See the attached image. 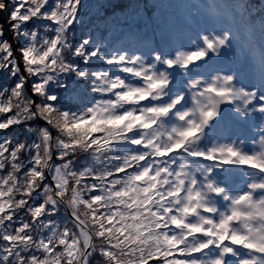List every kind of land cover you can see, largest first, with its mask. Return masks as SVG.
I'll list each match as a JSON object with an SVG mask.
<instances>
[{
	"label": "snow or ice",
	"instance_id": "1",
	"mask_svg": "<svg viewBox=\"0 0 264 264\" xmlns=\"http://www.w3.org/2000/svg\"><path fill=\"white\" fill-rule=\"evenodd\" d=\"M117 13L135 17L140 9L135 0H127V3L104 0L95 4L86 3V0H0V264H7L8 261L14 264H94L99 259L107 264H122V255L139 257L129 261V264H202L199 257L213 250L215 258L210 264H252L250 253L264 252V248L246 242L248 229L254 227L251 223L253 215L264 213V184L246 187L233 198L225 197V189L209 182L210 189L233 205L231 211L212 219L210 216L214 209L206 208L209 218H205L201 224L192 225L188 220L177 217L176 210L169 207L172 224L187 232L176 238L167 237V244L161 246L158 243L159 234L154 236L152 232L154 227H159L162 232L165 227L163 219L168 217H160L159 213L156 215L161 223L151 229L147 225L143 228L131 225L135 229V236L123 224L115 230L111 227L121 216L115 209L123 206L113 205V211L108 210V201L116 198L110 190L127 175V169L102 177L94 175L93 169L84 171L73 163L72 157L76 153L71 150H87L89 145L92 148H107L112 142L96 139L95 133L102 129L99 126L90 128L91 120L75 125L69 122L70 117L58 107L62 101L53 86L54 81L59 75H76L82 80L93 75L110 78L115 75L107 70L89 73L78 63L84 59L89 63L99 59V52L93 44L102 46V39L76 44L71 38L80 31L89 32L93 25L97 31L101 26L105 32L114 31L121 22ZM91 14L103 18L91 24ZM41 33L53 37L49 40L46 36L43 52L37 51L35 45ZM181 40L182 37L176 33L167 37V42L175 44L177 49ZM132 44L142 50L153 49V42L143 37H134ZM213 47L212 43L207 44L208 49ZM66 49L69 50L67 55ZM186 55L179 52L181 59ZM207 55L203 51L190 55L188 62L202 60ZM154 59L160 67L166 66L169 70L175 67L166 55L158 54ZM105 62L123 73L113 80V93L141 92L151 104L148 98L160 87L164 78L162 73L155 74L156 65L152 68L142 65L141 69L130 67L141 64L139 56L132 61L127 57H109ZM224 80L226 83L234 82V77L225 75ZM211 91L222 99L214 102L212 111L203 113V124L215 119L223 127L232 120L233 112L245 117L251 115L257 120L264 115V91L253 92L247 88H213ZM128 98L127 95L121 96V99ZM183 103V98L177 97L168 106L167 112L178 110ZM202 131V125L192 124L188 135L195 138ZM62 133L69 137L78 134L81 138L68 144L57 140ZM260 143L264 147V139ZM196 155L224 166H233L238 160L239 165L250 166L264 174V151L253 154L243 147L225 144L213 149L210 155ZM10 182L21 185L14 202L11 197L15 190L9 186ZM177 183H182V180L178 178ZM195 185L193 179L192 189L185 185L171 195L173 198L187 196L191 191L190 199L201 200L203 193L195 192ZM66 198L68 205L64 203ZM69 205L72 211L62 215V210ZM145 206L150 207L151 201L146 202ZM80 208L87 209L89 219L100 228L95 237L79 215ZM184 211L188 216L196 209L189 206ZM65 216L70 221L66 227ZM105 219L108 221L107 228L102 223ZM123 219L139 220L141 216L125 215ZM241 220L243 227L237 223ZM96 221L101 223L96 224ZM35 225H39V228H35ZM40 229H43V233ZM115 232L124 239L114 243ZM195 234L204 237L203 242L199 247L189 249L185 241ZM106 238L108 242L98 248L96 241Z\"/></svg>",
	"mask_w": 264,
	"mask_h": 264
},
{
	"label": "clouds",
	"instance_id": "2",
	"mask_svg": "<svg viewBox=\"0 0 264 264\" xmlns=\"http://www.w3.org/2000/svg\"><path fill=\"white\" fill-rule=\"evenodd\" d=\"M135 3L140 9L139 15L132 17L127 13H117L121 22L114 31L105 32L102 26L97 31L93 25L89 29L91 35L89 32L82 35L77 33L71 38L76 44L102 39V46L93 44L99 52V59H93L91 63L84 59L78 63L89 73L107 70L115 75L111 78L93 75L87 80L76 75H59L53 86L62 101L58 107L70 117L69 122L72 125L91 120L93 123L89 125L90 128L99 126L102 129L95 133L96 139L112 142L107 148H92L89 145L87 150H71L76 153L72 160L77 168L84 171L93 169L94 175L102 177L118 174L122 169L128 170L127 175L110 190L116 198L108 201V210L112 212L113 205L123 206L115 209L121 216L111 227L115 230L123 224L135 236V229L131 225L142 228L147 225L151 229L161 223L156 215L159 213L160 217L168 219H163L165 227L162 232L159 227H154L152 234H159L158 243L164 246L167 244V237L176 238L187 232L186 229L172 224L169 207L176 210L177 217L188 220L192 225L201 224L205 218H209L206 208L214 209L210 216L212 219L231 211L233 205L227 198H222L210 189L209 182L225 189V197L233 198L246 187L264 184V174L250 166L239 165L238 160L233 166H224L196 155H210L213 149L225 144L243 147L253 154L264 151L260 143L264 139V115L257 120L251 115L245 117L233 112L232 120L223 127L215 119L203 124V113L212 111L214 102L222 99L211 89L247 88L253 92L264 91V0H135ZM172 33L182 37L179 49L175 44L167 42V37ZM46 36V33L38 36L35 41L37 51L45 50ZM134 37L152 41L153 49L142 50L133 46ZM47 39L53 37L47 36ZM208 43H212L214 47L208 49ZM65 51L67 55L69 50ZM202 51L208 53L205 58L188 62V56ZM179 52L188 55L181 59ZM158 54L166 55L175 67L171 70L166 66L160 67L154 59ZM137 56L141 57V64L129 65L130 67L141 69L142 65L149 68L156 65L155 74L162 73L164 77L160 87L148 98L151 104L144 99L141 92L113 93L112 90L113 80L123 73L108 65L106 58L127 57L132 61ZM225 75L234 77V82L226 83ZM122 95L129 98L121 99ZM177 97L183 98V105L168 113V106ZM112 121L122 123H110ZM192 124L203 127V131L195 138L188 135ZM80 138L78 134L69 137L62 133L57 140L72 144ZM178 178L182 183H177ZM193 179L196 181L194 191L203 193L201 200L190 199L191 191L187 196L172 197L174 191L183 189L185 185L192 189ZM9 186L15 190L11 197L14 202L21 185L10 182ZM148 201H151L150 207L145 206ZM64 203L68 205L67 198ZM189 206L196 211L185 216L184 210ZM71 211L69 205L62 210V215ZM79 215L86 222L88 231L95 237L100 228L94 226V222L89 219L90 213L87 209L80 208ZM104 215L107 216V213ZM125 215H140L141 219L124 220ZM65 221L66 227L70 223L67 216ZM95 223L100 224L101 221ZM102 223L104 227H108L106 219ZM237 223L243 227L242 220ZM251 223L254 227L248 229L246 242L264 248V213L253 215ZM34 227L39 228V225ZM40 232L43 233V229ZM123 239L124 237L115 232L114 243ZM203 239L200 234L191 235L185 245L189 249L199 247ZM107 242L106 238L97 240L96 244L100 248ZM250 255L252 264H264V252ZM214 258L215 250L199 257L202 264H210ZM137 259L139 257L135 255L121 256L122 264H129V261ZM7 264L14 262L8 261ZM94 264L107 262L99 259Z\"/></svg>",
	"mask_w": 264,
	"mask_h": 264
},
{
	"label": "trees",
	"instance_id": "3",
	"mask_svg": "<svg viewBox=\"0 0 264 264\" xmlns=\"http://www.w3.org/2000/svg\"><path fill=\"white\" fill-rule=\"evenodd\" d=\"M97 2H104V0H86V3H90V4H95ZM113 3H127V0H112ZM150 15V13H149ZM103 17L102 16H97L95 14H91L90 15V20H91V24H95L99 19H102ZM91 26V25H89ZM84 31H80L78 32V34H83Z\"/></svg>",
	"mask_w": 264,
	"mask_h": 264
}]
</instances>
